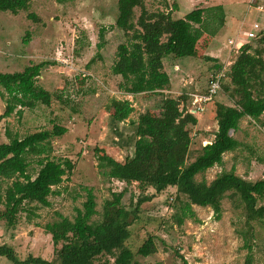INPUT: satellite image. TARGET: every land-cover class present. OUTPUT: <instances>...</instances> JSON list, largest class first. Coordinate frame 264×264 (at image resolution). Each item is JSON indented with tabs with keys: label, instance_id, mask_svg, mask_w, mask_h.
I'll list each match as a JSON object with an SVG mask.
<instances>
[{
	"label": "rangeland",
	"instance_id": "1",
	"mask_svg": "<svg viewBox=\"0 0 264 264\" xmlns=\"http://www.w3.org/2000/svg\"><path fill=\"white\" fill-rule=\"evenodd\" d=\"M249 1L143 0L135 8L133 21L123 28L115 25L118 0H31L28 9L18 14L0 10V71L19 72L32 63L45 62L37 84L52 95L50 105L37 103L34 108L25 107L22 113L4 118L0 123V142H9L16 134L23 137L50 130L58 124L67 128V132L51 139L52 157H67L75 164L72 173L53 187L60 193L49 196L51 205L31 203L28 207L33 208L35 215L29 219L28 212L21 211L15 227L0 219V245L12 246L21 259L32 255L54 260L55 245L45 225L60 219L61 215L73 219L76 208H82L87 199V188H91L98 210L94 220L101 219L103 205L113 197V192L124 191L122 204L128 209H134L143 195H154L140 205L138 218L130 226L131 236L126 244L135 253L134 264H244L248 254L246 240L253 247V264H264V219H249L243 200L233 191L223 196L220 217L211 206L193 204L196 218L178 224L175 215L187 197H178L175 186L160 193L150 186L143 190L137 182L126 184L110 179L98 166L100 149L119 161L132 155L131 120H137L147 111L160 114L165 97L170 96L180 98V109L187 110L191 106L189 94L206 89L215 65L222 64L228 70L240 53V49L231 50L228 39L238 38L239 42L250 43L254 48L259 46L257 41L247 38V32L254 20L262 18V13L254 4L248 9ZM254 3L255 6L264 4V0ZM200 7L208 17L217 16L224 24L215 39L207 36L198 42L195 57L164 59L171 78L167 90L147 97L120 89L123 79L113 74L111 67L117 59L118 45L128 39L126 34L139 28L141 20L178 18ZM33 13L36 20L29 17ZM232 20H237L238 25L234 26ZM104 28L105 42L98 47L100 31ZM177 64L179 67L174 69ZM229 81L227 78L225 83ZM126 99L135 110L129 119L117 122L113 117ZM210 103L202 113L204 117L196 115L200 118L198 125H189L190 135H196L192 138L188 164L201 153L205 143L215 138L217 104L233 105L234 102L222 88ZM5 105L0 97V114ZM263 123L264 114L261 122L243 118L232 133L240 141V147L226 152L221 165L198 174L197 180L211 182L219 173L233 167L236 174L247 180L264 178ZM38 158L37 155L29 157L28 170L33 178L40 168ZM260 204H264V199ZM3 209L0 204V211ZM150 235L155 238L157 250L145 257L137 250ZM0 264L14 263L0 256Z\"/></svg>",
	"mask_w": 264,
	"mask_h": 264
},
{
	"label": "trees",
	"instance_id": "2",
	"mask_svg": "<svg viewBox=\"0 0 264 264\" xmlns=\"http://www.w3.org/2000/svg\"><path fill=\"white\" fill-rule=\"evenodd\" d=\"M30 2L0 0V10L18 14L28 9ZM142 3L143 0H118L115 25L120 28L128 26L133 21L135 8ZM29 17L37 18L34 13ZM222 22L206 16L204 8L193 9L177 19L166 16L141 20L139 28L126 34V42L118 45L117 59L111 67L112 73L123 79L120 89L130 94L167 89L171 78L164 69V59L196 56L197 44L202 36L205 33L215 36ZM100 39L98 47L105 42V28L100 31ZM252 40L257 41L259 46L254 48L250 43L243 44L223 79L222 88L230 93L234 103L217 104L218 129L215 138L201 147V153L194 161L187 163L193 138L189 125L195 126L198 119L184 114L180 109V98L170 96L165 97L160 114L147 111L140 114L137 120L129 122L133 127L130 136L132 155L119 161L99 150L98 166L103 173L126 184L137 182L143 190L153 187L156 193L175 186L178 197H187L182 201L180 212L175 215L178 224L196 218L193 204L211 206L216 216L220 217L221 200L228 191L241 197L249 219L263 220L264 204H260V200L264 199V178L247 180L235 173V167L222 171L211 182L196 178L209 168L221 165L226 152L240 147V141L232 133L239 128L243 118L261 122L264 114V37ZM45 65V62L32 63L23 71H0V97L6 102L5 110L0 114V123L14 113H22L25 107L34 108L37 103L51 104V93L37 84ZM214 67L216 70L223 69L222 64ZM227 78L229 83H225ZM134 110L129 99L123 100L113 119L123 122ZM66 132L67 128L55 124L50 130L43 129L23 137L16 134L9 142H0V204L4 206L0 219L5 220L8 226L17 225L21 211L28 212L29 219L35 215L33 208L28 207L31 203L49 206V196L60 193L53 187L72 173L75 164L67 157H52L51 139ZM32 155L39 157L37 162L40 165L34 178L28 170ZM4 183L6 186H3ZM123 195L124 191L113 192V197L103 205L101 219L94 220V215L98 213L96 196L91 188H87V199L82 208H76L77 214L73 219L61 215L60 219L47 223L45 229L52 235L55 245V259L52 261L32 255L21 259L8 244L0 245V256L14 264H134L135 253L126 244L131 236L130 226L138 218L140 205L154 195L140 197L134 209L122 204ZM245 247L248 254L244 264H253V247L248 240ZM156 250L155 238L150 235L137 253L147 257Z\"/></svg>",
	"mask_w": 264,
	"mask_h": 264
},
{
	"label": "built area",
	"instance_id": "3",
	"mask_svg": "<svg viewBox=\"0 0 264 264\" xmlns=\"http://www.w3.org/2000/svg\"><path fill=\"white\" fill-rule=\"evenodd\" d=\"M255 8L258 12L262 13V18H258L257 20H254L251 23V27L247 32V38L249 40L264 37V4H259L255 6ZM229 44L231 46V50H233L234 48L239 50L244 43L239 42L238 38H230ZM225 70L226 67H223V69L215 71L212 75L211 80L209 81L208 86L204 91H195L189 94L191 95V106H189L188 109L185 111L183 110V108H181L184 114L188 113L193 116H196L197 114H202L206 111L209 103L213 101L216 95L220 92V90H222L223 79L226 74ZM195 135L196 133L191 136L194 137ZM206 144L207 143H205L204 145Z\"/></svg>",
	"mask_w": 264,
	"mask_h": 264
},
{
	"label": "crops",
	"instance_id": "4",
	"mask_svg": "<svg viewBox=\"0 0 264 264\" xmlns=\"http://www.w3.org/2000/svg\"><path fill=\"white\" fill-rule=\"evenodd\" d=\"M249 1V0H248ZM255 0H250L249 2H247L248 3V9H249V7H253L252 5L254 4V8H255ZM209 5H215V4H209ZM200 8H203V7H200ZM196 9V8H195ZM193 10V9H192ZM191 11V10H190ZM189 12V11H188ZM188 12H186V13H188ZM185 13V14H186ZM185 14L184 15H182V16H179L178 18H182V17H184L185 16ZM206 16H207V14H205ZM212 18H214V19H216V20H220L219 18H217V16H214V15H212L211 16ZM245 18H247L246 16H245ZM177 19V18H176ZM232 21H234L233 22V25L235 26V25H238V21L237 20H232ZM223 24H224V21L222 22ZM223 26V25H222ZM218 34V33H217ZM217 34L215 35V36H212V35H209V34H207V33H205V35L204 36H202V38L203 37H205V38H207V36H210V38L211 39H215L216 38V36H217ZM229 40V39H228ZM192 57H195V56H192ZM164 65H165V63H164ZM178 68L179 67V65L177 64V65H174V69L175 68ZM164 69L166 70V68L164 67ZM167 71V70H166ZM168 73H169V71H168ZM169 75H170V73H169ZM118 76H120V75H118ZM167 89H163V90H158V91H155V92H143V93H137V94H144L145 96H147V97H152L153 95H159V93H161V92H164V91H166ZM211 104V103H210ZM209 106V105H208ZM211 112V111H210ZM215 113V112H214ZM216 114V113H215ZM203 116L202 117H204V114H202ZM205 115H206V113H205ZM197 119H198V123H199V121H200V118H199V116H195ZM201 117V116H200ZM129 119V118H128ZM127 120V119H126ZM198 123L196 124V125H198ZM195 125V126H196Z\"/></svg>",
	"mask_w": 264,
	"mask_h": 264
}]
</instances>
